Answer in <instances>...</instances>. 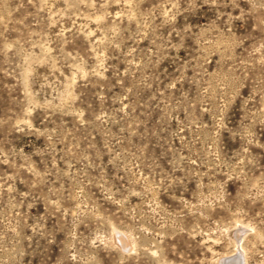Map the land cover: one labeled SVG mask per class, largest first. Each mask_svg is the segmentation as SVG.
<instances>
[{
    "label": "rangeland",
    "instance_id": "obj_1",
    "mask_svg": "<svg viewBox=\"0 0 264 264\" xmlns=\"http://www.w3.org/2000/svg\"><path fill=\"white\" fill-rule=\"evenodd\" d=\"M226 258L264 264V0H0V264Z\"/></svg>",
    "mask_w": 264,
    "mask_h": 264
},
{
    "label": "bare ground",
    "instance_id": "obj_2",
    "mask_svg": "<svg viewBox=\"0 0 264 264\" xmlns=\"http://www.w3.org/2000/svg\"><path fill=\"white\" fill-rule=\"evenodd\" d=\"M234 255H236V254H234ZM239 256H240V255H239ZM227 257H228V256H227ZM234 257H235V256H234ZM236 257H238V256H236ZM222 258H223V257H222ZM228 259H229V258H228ZM228 259L226 258V259L224 260V263H225V262H228V263H229V262L231 261L230 259H229V260H228ZM240 260H242L241 257H240ZM241 262H242V261H241Z\"/></svg>",
    "mask_w": 264,
    "mask_h": 264
},
{
    "label": "water",
    "instance_id": "obj_3",
    "mask_svg": "<svg viewBox=\"0 0 264 264\" xmlns=\"http://www.w3.org/2000/svg\"><path fill=\"white\" fill-rule=\"evenodd\" d=\"M221 264H222V262H221ZM223 264H232V263H230V262H229V263H228V262H225V263H223Z\"/></svg>",
    "mask_w": 264,
    "mask_h": 264
}]
</instances>
